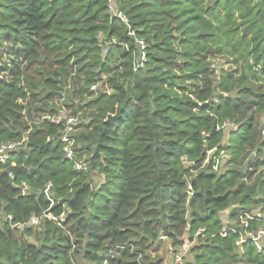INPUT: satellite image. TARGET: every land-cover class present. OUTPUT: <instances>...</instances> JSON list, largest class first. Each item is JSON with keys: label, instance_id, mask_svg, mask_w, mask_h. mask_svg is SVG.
I'll use <instances>...</instances> for the list:
<instances>
[{"label": "trees", "instance_id": "obj_1", "mask_svg": "<svg viewBox=\"0 0 264 264\" xmlns=\"http://www.w3.org/2000/svg\"><path fill=\"white\" fill-rule=\"evenodd\" d=\"M113 2L0 0V264H264V0Z\"/></svg>", "mask_w": 264, "mask_h": 264}, {"label": "built area", "instance_id": "obj_2", "mask_svg": "<svg viewBox=\"0 0 264 264\" xmlns=\"http://www.w3.org/2000/svg\"><path fill=\"white\" fill-rule=\"evenodd\" d=\"M108 7L110 12L118 17L124 24H127V19L120 13L116 12L114 10V2L113 0H108ZM141 49L144 48V44L142 41H138ZM80 113L78 112L75 116H68L64 111L59 110L55 115L48 117L47 119L54 123V124H62L64 127V130L62 132V136L60 140L65 144L64 145V152H65V157L69 160H73V152H72V138L68 135V133L72 130V126L77 118V116ZM226 126H232L234 129H236V126L234 125H229L225 124ZM261 135L264 139V126L261 131ZM19 143H3L0 145V164L4 163L7 158L8 154L11 150H13ZM221 156L227 157L223 152L220 154ZM219 161H216L213 169L217 170L218 169V164ZM75 169L76 170H81L82 165L78 162H75ZM27 190V187L23 184L22 188V193L24 194L25 191ZM251 220H256L260 222L262 225L258 226L256 231L252 232H246L245 236L248 238L253 245L256 247L257 250H264V207L259 208L254 212V214L249 217ZM37 219L35 217H31V223H36ZM244 225L246 226V222L243 221ZM247 239H244L243 237L237 242V244H241ZM188 253V249L186 247H181L177 252L173 253L172 261L171 264H182L183 257Z\"/></svg>", "mask_w": 264, "mask_h": 264}, {"label": "rangeland", "instance_id": "obj_3", "mask_svg": "<svg viewBox=\"0 0 264 264\" xmlns=\"http://www.w3.org/2000/svg\"><path fill=\"white\" fill-rule=\"evenodd\" d=\"M215 64L217 65H222L223 64V67H226V61L224 59H219V60H216L215 61ZM77 102L74 101V102H70L69 101V98L67 95H64V99H60L57 101V103H55V107L57 109V111L59 110H62L64 111L68 116H74L75 114H73V110L74 109H77ZM81 114V113H80ZM261 120H264V117H262ZM84 119H82L80 117V115L77 116L75 122H74V127L72 129V132H71V137H73L74 135L77 134V131H78V128H77V125L80 123V122H83ZM77 128V129H76ZM232 208V207H231ZM228 211L229 210H226V211H223L220 213V217L223 221V224L226 225L227 223H229V221L227 220V215H228ZM162 244H161V247L160 249L158 250V255H161L163 256V264H166L165 262H167V260H169L170 258L172 259L173 257V253L177 250H174L172 247H171V244L169 241L167 240H162ZM196 244V240H194L193 242H190L188 241L187 239L184 240L183 244L181 247H186L188 249L189 252H191V247H193L194 245ZM154 255V254H152ZM186 256H188L186 259H183L182 260V264H193V254H189L188 253L186 254Z\"/></svg>", "mask_w": 264, "mask_h": 264}, {"label": "crops", "instance_id": "obj_4", "mask_svg": "<svg viewBox=\"0 0 264 264\" xmlns=\"http://www.w3.org/2000/svg\"><path fill=\"white\" fill-rule=\"evenodd\" d=\"M172 259L170 258L169 260H167V262H165L166 264H171Z\"/></svg>", "mask_w": 264, "mask_h": 264}]
</instances>
